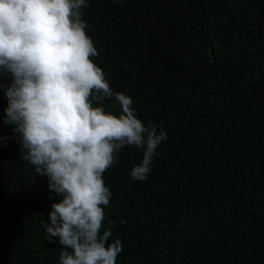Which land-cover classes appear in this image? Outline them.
I'll list each match as a JSON object with an SVG mask.
<instances>
[{
	"label": "trees",
	"instance_id": "obj_1",
	"mask_svg": "<svg viewBox=\"0 0 264 264\" xmlns=\"http://www.w3.org/2000/svg\"><path fill=\"white\" fill-rule=\"evenodd\" d=\"M88 2L92 59L168 136L147 180L130 176L135 147L104 173L116 264H264V0ZM6 107L0 91V264H59L45 239L56 198Z\"/></svg>",
	"mask_w": 264,
	"mask_h": 264
},
{
	"label": "clouds",
	"instance_id": "obj_2",
	"mask_svg": "<svg viewBox=\"0 0 264 264\" xmlns=\"http://www.w3.org/2000/svg\"><path fill=\"white\" fill-rule=\"evenodd\" d=\"M88 7V0H0L4 123L56 198L45 239H58L59 264H116L123 246L104 223L112 198L104 173L119 151L135 147L142 159L130 176L147 180L168 139L162 124L138 117L131 96L114 90L92 59L99 53L86 31ZM105 101H115L118 113Z\"/></svg>",
	"mask_w": 264,
	"mask_h": 264
}]
</instances>
